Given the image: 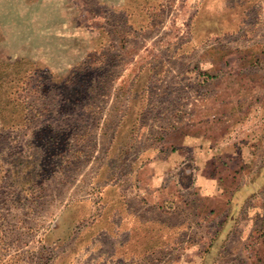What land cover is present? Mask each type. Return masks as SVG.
Segmentation results:
<instances>
[{"label": "rangeland", "instance_id": "rangeland-1", "mask_svg": "<svg viewBox=\"0 0 264 264\" xmlns=\"http://www.w3.org/2000/svg\"><path fill=\"white\" fill-rule=\"evenodd\" d=\"M258 112L264 0H0V264H264Z\"/></svg>", "mask_w": 264, "mask_h": 264}, {"label": "crops", "instance_id": "crops-1", "mask_svg": "<svg viewBox=\"0 0 264 264\" xmlns=\"http://www.w3.org/2000/svg\"><path fill=\"white\" fill-rule=\"evenodd\" d=\"M248 68H249V65H247V64H233V65H230V70H233V71H244V70H246ZM257 115H258L257 118L259 119L258 120L259 121V128H263V129H260V131H262V134H260V135L264 136V124H263V122H264V113L258 112ZM261 124H263V125H261ZM247 125H248V123L245 126H243V125H241V126L236 125L235 126L234 125L232 127V132H236V133L241 132L242 136H245L246 134H248V132L250 130V127H249L250 125H248V126ZM233 134L236 135L235 133H233ZM245 143L246 142H242L243 145ZM246 144H247V146H242V145H232V146H230V152H232V151L234 152L235 150H237L238 146H241V150H242V152H244L243 157L242 156L238 157V158L233 157V160L231 161V166L229 168H227L228 170L232 168L231 177H230V184L232 185L233 193H235L236 191H239L241 189H244L248 185L252 184V180L250 178L251 176H250V174H246L245 169L254 168L255 167V162H254L255 159H253V157L251 159L249 157H246L245 152L248 153L251 150H253L252 145H251L252 143L251 144L250 143L249 144L246 143ZM262 147H264V143L262 144ZM176 166H177V164H174L171 161H169L167 165H163L164 172L167 171V173H168V172L171 171V169L175 168ZM258 167L261 168V169L264 168V161L261 162ZM178 170L180 171L181 168H179ZM155 175H156V173L152 174L150 177L154 176V178H152V179L157 184H159L160 187L162 185H166L167 181H168V183L170 185L172 183H177V182L172 181L171 179H173V178H171V176H169V175H168V178L170 177L171 178L170 180L166 179L165 175H162V176L161 175H158V176L156 175L155 176ZM179 176H180V174H179ZM148 186H152V185H148ZM160 187H158V188L148 187L147 192H148V194L151 195V198L153 199L152 202H156V201H160V200L164 201V200L168 199L165 194H164L165 196H160L159 195L160 192L156 191V190H159ZM211 192H213V190ZM215 193H217L216 195L220 196L222 191L221 192H216L215 191L214 193H210V194L213 195Z\"/></svg>", "mask_w": 264, "mask_h": 264}]
</instances>
